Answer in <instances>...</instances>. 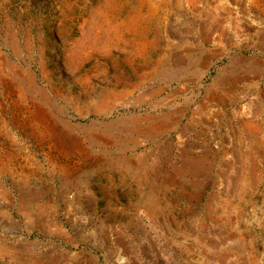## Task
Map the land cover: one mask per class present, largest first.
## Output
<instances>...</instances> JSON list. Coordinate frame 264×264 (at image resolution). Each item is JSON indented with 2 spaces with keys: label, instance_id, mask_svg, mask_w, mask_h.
Instances as JSON below:
<instances>
[{
  "label": "rangeland",
  "instance_id": "1",
  "mask_svg": "<svg viewBox=\"0 0 264 264\" xmlns=\"http://www.w3.org/2000/svg\"><path fill=\"white\" fill-rule=\"evenodd\" d=\"M0 264H264V0H0Z\"/></svg>",
  "mask_w": 264,
  "mask_h": 264
},
{
  "label": "bare ground",
  "instance_id": "2",
  "mask_svg": "<svg viewBox=\"0 0 264 264\" xmlns=\"http://www.w3.org/2000/svg\"><path fill=\"white\" fill-rule=\"evenodd\" d=\"M115 1V0H114ZM124 1V0H123ZM147 2V1H146ZM123 3V2H122ZM124 4V3H123ZM144 5V4H143ZM143 15V14H142ZM144 52V51H143ZM147 65V64H146ZM145 66V65H144ZM162 66V65H161ZM246 68V67H245ZM248 77V76H247ZM31 79V78H30ZM134 117V116H133ZM50 118V117H49ZM165 122V121H164ZM11 125V124H10ZM16 128V127H15ZM143 132V131H142ZM127 135V134H126ZM2 142V141H1ZM118 143V142H117ZM9 154V153H8ZM8 156V155H7ZM199 156V155H198ZM51 159V158H50ZM202 159V158H201ZM190 164V163H189ZM1 172H3V171H1ZM101 172V171H100ZM179 174V173H178ZM2 175V174H1ZM13 181V180H12ZM2 185V184H1ZM12 194V193H11ZM14 196H15V194H14ZM7 197V196H6ZM47 198V197H46ZM53 198V197H52ZM51 199V198H50ZM154 202V201H153ZM47 203V202H46ZM41 212V211H40ZM36 228V227H35ZM56 233V232H55ZM42 243V242H41ZM51 244V243H50ZM2 245V244H1ZM215 253V252H214ZM225 259V257L223 256V257H221V260H224ZM118 262H120V263H122L123 262V259H118Z\"/></svg>",
  "mask_w": 264,
  "mask_h": 264
}]
</instances>
